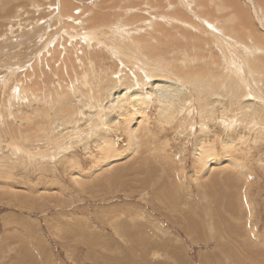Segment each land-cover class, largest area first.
I'll return each mask as SVG.
<instances>
[{"label":"rangeland","instance_id":"374dc122","mask_svg":"<svg viewBox=\"0 0 264 264\" xmlns=\"http://www.w3.org/2000/svg\"><path fill=\"white\" fill-rule=\"evenodd\" d=\"M260 8L256 0H0V264H264V88L248 66L250 43L236 51L242 47L253 90L230 69L222 75L225 48L201 22L213 17L215 29L240 43L232 22L238 10L264 41ZM58 16L68 18L61 24ZM89 31L88 45L74 37ZM249 60L256 69L259 57ZM83 71L103 94V125L79 102ZM190 71L198 86L212 89L208 98L198 100L187 86ZM178 91L188 97L180 101ZM250 101L263 110L241 104ZM141 117L153 153L93 174L100 145L123 157L128 128ZM206 146L216 157L205 178L196 158ZM224 159L247 174L222 169ZM131 168L138 171L128 175ZM123 169L115 185L104 182ZM243 195L252 216L238 210ZM230 216L248 222L237 227Z\"/></svg>","mask_w":264,"mask_h":264},{"label":"bare ground","instance_id":"6f19581e","mask_svg":"<svg viewBox=\"0 0 264 264\" xmlns=\"http://www.w3.org/2000/svg\"><path fill=\"white\" fill-rule=\"evenodd\" d=\"M112 1V0H111ZM253 2V0H250V2ZM225 2V1H224ZM113 3V2H112ZM226 3V2H225ZM224 3V4H225ZM256 4H257V6L258 7H261L263 10H264V0H256ZM225 6L226 7H229V8H231L229 5H227V3L225 4ZM237 7V6H236ZM235 7V8H236ZM261 8H260V10H261ZM232 9V8H231ZM235 10V9H234ZM233 10V11H234ZM257 12H256V8H255V13L254 14H256ZM58 15V14H57ZM256 15H258V13L256 14ZM231 16L232 15H228V18H231ZM234 16V17H233ZM232 16V18H234V21H232V22H235V24H236V26L238 25V27H240V29H239V33L240 32H242L243 33V35L240 33V43H237L236 42V40H232L231 38H228V36H225L224 34H223V32L221 31V30H218V29H215L214 28V26L211 24L212 23V19H213V17H210V16H203L204 17V19H201V22L203 23V24H205L206 26H208V28H210L212 31H213V33H214V35H216V36H219V38H217V41L220 43V44H222V46L225 48L224 49V51H225V57H226V60H225V63H226V66L225 67H222V75H223V73L224 72H226V70L227 69H230L231 71H230V74L231 73H233L234 74V76H235V78L237 79V81L239 82H241L242 84H244L243 85V87L244 88H246L247 89V91H248V89L249 88H251L252 90H253V84H250V82H249V79H250V72H249V70H248V67H247V65H246V60H245V57L243 56V54H242V47L239 49V51H236L239 47H240V45H242V43L243 44H245V43H250V45H251V47H250V49H249V52L247 53V57H248V66H249V68H250V71H251V74H252V77H253V80L257 83L258 81H259V83H260V87H261V89L262 88H264V80H263V76H264V41L263 40H260V41H258V39H256L257 37L256 36H258V35H256L255 34V32L253 33L252 32V34L250 33L251 31H250V29H249V27L247 28V26L245 25V24H247V23H245L243 20H244V16L242 15V13L240 12V11H234V15ZM58 18L60 19L59 20V22L62 24L64 21H65V19L66 18H68V17H66L65 19H63L61 16H58ZM227 18V19H228ZM247 18V17H246ZM216 21H218V18H214ZM260 20V19H259ZM245 24H244V23ZM225 24V23H224ZM226 24H228L227 22H226ZM233 24V23H232ZM229 25V24H228ZM117 26V25H116ZM231 26V25H230ZM242 26H245V29L244 28H242ZM61 27H63V26H60V28ZM232 27V26H231ZM230 27V28H231ZM233 27H235V25L233 26ZM65 28V27H64ZM120 28V30H121V27H119ZM118 28V29H119ZM229 28V27H228ZM115 29V28H114ZM117 29V30H118ZM237 29V28H236ZM249 30V32H248V30ZM116 30V29H115ZM230 30H232V29H230ZM241 30H243V31H241ZM218 31H219V33H221V34H218ZM234 31L235 32H237L235 29H234ZM253 31V30H252ZM85 32V31H84ZM93 32V31H92ZM92 32L91 31H89V33H87V34H85V35H83L82 34V32L80 33V34H77V35H75L74 37H77V38H79V39H81V41H83V43H86V41H88V42H91L92 41V36H93V34H92ZM119 32H121V31H119ZM206 32L208 33V30L206 29ZM117 34V33H116ZM236 34V33H235ZM253 34H255V35H253ZM67 35V34H66ZM82 35H83V38H82ZM118 35H119V33H118ZM237 35H238V33H237ZM95 36V35H94ZM122 36V35H121ZM43 38V37H42ZM46 37H44L43 39H45ZM68 38V37H67ZM127 38V37H126ZM236 38V37H235ZM241 38H243V39H241ZM130 39V38H129ZM49 40V39H48ZM52 40V39H51ZM70 40V39H69ZM85 40V41H84ZM228 40H231V41H228ZM126 41V40H125ZM242 41V42H241ZM39 42V41H38ZM43 42V41H42ZM42 42H40V45L42 44ZM47 42V41H46ZM49 42H51V41H49ZM62 42V41H61ZM75 42V41H74ZM72 43H73V41H72ZM117 43H120V42H118L117 41ZM129 43V44H128ZM127 43V46L126 47H131V48H134V53H133V55L135 56V57H139L138 56V54L142 57V52L140 51V49H139V47L135 44V43H130V42H128ZM45 44V43H44ZM50 44V43H49ZM87 44V43H86ZM39 45V44H38ZM47 45H48V43H47ZM84 45V44H83ZM88 45V44H87ZM226 45H229L230 46V48H227L226 47ZM45 46V45H44ZM71 46V45H70ZM46 47V46H45ZM45 47H43V48H45ZM75 47V46H74ZM73 47V48H74ZM79 47V46H78ZM40 48V47H39ZM47 49V48H46ZM75 49V48H74ZM112 49V48H111ZM43 51V50H42ZM58 51V50H57ZM66 51V50H65ZM76 51V50H75ZM79 51V50H78ZM114 51V50H113ZM52 52V51H51ZM221 52H222V50H221ZM47 53V52H46ZM256 55V56H258L259 57V60L257 61V63H258V67L256 68V69H254V68H252V66L250 65V57H252L254 54ZM64 54V53H63ZM32 55V54H31ZM87 55V54H86ZM79 57H80V55H79ZM78 58V57H77ZM62 59V58H61ZM80 59V58H79ZM29 61V60H28ZM64 61H65V59H64ZM80 61V60H79ZM137 62H139L137 59H133V62H132V64L133 65H135V66H137ZM140 62L142 63H146L145 62V60L143 59V58H140ZM30 63V62H29ZM32 63V62H31ZM79 63V62H78ZM59 64V63H58ZM187 64V63H186ZM82 65V64H81ZM146 68V67H145ZM30 69V68H29ZM184 69L186 70V69H190V70H192V67H190V66H188V64L187 65H184ZM23 70V69H22ZM37 70H38V68H37ZM90 71L91 72H93V66L91 65V63H90ZM84 72V71H83ZM147 72H150V71H147ZM225 74V73H224ZM256 74H258V75H260L261 77H262V79L261 80H258V79H256L254 76L256 75ZM55 75V74H54ZM80 75V74H79ZM217 75H219V74H216V77H215V79L213 80V82L215 83V80L218 78V76ZM221 75V76H222ZM196 78H197V75L195 74V73H193V72H189V73H185V79H186V84H187V86L191 89V91H193L194 93H195V95H196V97H197V99L199 100V95H201V94H205V95H207V98H208V96L210 95V93H211V91H212V89H209L208 87H200V86H198V84L196 83ZM78 81H80V83H81V86L82 87H84V89H86V90H84V93L85 94H82V96L80 97V104L83 106V108H89L91 111H94V112H92V113H90L91 115H98V116H100L99 118H98V121H99V123L101 124V125H103V123L100 121L101 120V118L103 117V114L101 113V111H100V109H101V106H100V101L102 102V100H100V98H102V95L103 94H100L101 92L100 91H98V90H96L95 88H94V90H93V88H91L89 85L91 84V82L93 81V80H91V81H89V79H87V73H83L81 76H80V79H77L76 80V82H78ZM17 82V81H16ZM239 82V83H240ZM20 83V82H19ZM258 83V84H259ZM21 84V83H20ZM216 84V83H215ZM28 86V85H27ZM26 86V87H27ZM74 87V86H73ZM210 87H214V86H210ZM241 87H242V85H241ZM242 87V88H243ZM82 91V90H81ZM162 91H163V89H162ZM174 91H177V90H174ZM82 93V92H81ZM105 93V95H104V98H105V96L107 97V94H106V92H104ZM190 93V92H189ZM188 93V94H189ZM250 93H251V90H250ZM212 95V94H211ZM244 95H245V92H244ZM253 95V94H252ZM80 96V95H79ZM175 96H177V95H175ZM249 96V95H248ZM178 97H179V99H181L180 101H182V99L183 100H185V98L184 97H188V95L187 94H185V92H183V93H179V91H178ZM59 99V98H58ZM104 100V99H103ZM207 100V99H206ZM56 101H58V100H56ZM137 102V101H136ZM138 102H140V100L138 101ZM137 102V103H138ZM251 102V101H250ZM241 103L242 105H244V104H247V106H246V108L247 109H250V110H252L253 112V114H257L259 111H261V110H263L261 107H259L260 105H257L256 104V102H251V103ZM238 104V103H237ZM240 105V104H239ZM245 106V105H244ZM244 106H242V107H244ZM242 107H240L241 109H242ZM246 109V110H247ZM66 114V113H65ZM141 115V114H140ZM62 116V115H61ZM64 116V115H63ZM67 116V115H66ZM95 116H94V118H95ZM64 118V117H63ZM66 118H68V117H66ZM66 118H64V119H66ZM93 118V117H92ZM96 118H97V116H96ZM250 119L251 118H249L248 119V121H250ZM256 119V118H255ZM258 120H259V117L257 118ZM261 121V120H260ZM144 122H145V120H144V117H141L140 119H139V121L136 123V124H134L133 126H130V128H128V131H129V133H128V144H127V146H126V148H127V151L125 152V155L123 156V157H121L120 155H119V153H117V151H116V149H115V147L113 146V145H111L110 143H102V144H104V145H100V146H104L105 148L102 150V156H101V158H103L102 160H101V163L98 165V166H95V171L93 172V174H98V176H103V174L106 176V173H108V172H111V170H114L113 168H115V167H117L118 168V166L120 165V164H118V166L117 165H115V164H117V163H119V161H127V159L129 160V159H134L135 157H138L139 155L141 156L142 155V152H147V151H149V152H152V150L153 149H150V147L149 148H147V147H145L144 146V141L146 142V140H145V136L149 133V130H148V128L146 127V125L144 124ZM148 126V125H147ZM151 134H152V132H150ZM149 133V134H150ZM153 136H154V134H153ZM154 137H156V136H154ZM149 138H150V135H149ZM146 139H147V136H146ZM150 140H152V138H150ZM149 140V141H150ZM148 141V139H147V142H149ZM154 141V140H153ZM151 143H153L152 141H151ZM95 144V143H94ZM165 145V144H164ZM202 145V144H201ZM150 146V145H149ZM152 146V145H151ZM207 147L209 148V146H206V147H204V148H199L198 150H197V158L196 159H198L199 158V160H200V162H201V164L204 166V172H203V176L202 177H207V175L211 172V171H213L214 170V168H212V166H210L209 168H207V165H208V161H209V159L210 158H215L216 156L214 155V153H213V151H211L210 149H207ZM15 148V147H14ZM101 149L103 148V147H100ZM146 148V149H145ZM149 149V150H148ZM229 149V148H228ZM227 149V150H228ZM161 151H162V149H161ZM149 152H148V154H149ZM157 152V151H156ZM143 153V154H144ZM153 153V152H152ZM228 153V151H226V153L225 154H227ZM151 154V153H150ZM160 154V153H159ZM162 154H164L163 152H162ZM145 155V154H144ZM144 155L142 156V157H144ZM152 156V155H151ZM160 156V155H159ZM148 158L149 159V157L146 155L144 158ZM122 158V159H121ZM146 158V159H147ZM158 158H160V157H158ZM223 158H227V156L225 155V157H223ZM236 158V157H235ZM136 159V158H135ZM139 159V158H138ZM220 159V158H219ZM33 160V159H32ZM145 161V160H144ZM149 161V160H148ZM40 162V161H39ZM128 162V161H127ZM130 162V161H129ZM128 162V163H129ZM141 162V161H140ZM137 163V162H136ZM145 163V162H144ZM239 163V164H238ZM125 164V163H124ZM127 165V164H126ZM138 165V167H140L141 168V166L139 165V164H137ZM136 165V166H137ZM146 165V164H145ZM242 165H244V164H242ZM115 166V167H114ZM156 166V165H155ZM218 166L219 167H221L222 169H226V171H227V169H228V167L230 168V170H229V172L231 171V170H233V171H235L237 174H241V175H239V176H245L247 173V171H245L244 169L242 170V167H244V166H242L241 167V164H240V162H237L236 160H234V159H224L223 161L222 160H219L218 161ZM228 166V167H227ZM120 167V166H119ZM132 168H135L134 166H131ZM224 167H226V168H224ZM132 168L131 169H127L126 171L128 172L129 170H132ZM143 168V167H142ZM141 168V169H142ZM150 168H152V167H150ZM146 170V169H145ZM152 170V169H151ZM200 170H201V168H200ZM216 170V169H215ZM220 170V169H219ZM116 171V170H115ZM126 171H124V169H123V171H120V172H116V173H114L110 178H108V176L106 177V179L104 180V182L107 184V185H112V184H114V183H116V182H118V180H120L121 178L123 179V177L124 176H126L127 174H126ZM133 172L132 173H134V172H137L138 170L137 169H134V170H132ZM153 171H154V169H153ZM217 171V170H216ZM141 172H143V170L141 171ZM141 172H140V174H141ZM145 173V172H144ZM228 173V172H227ZM108 174H110V173H108ZM130 174V172H128V175ZM222 174V173H221ZM226 174V173H225ZM123 175V176H122ZM142 175V174H141ZM150 175V174H149ZM210 175V174H209ZM234 175V174H233ZM97 175H94V177H98ZM135 176V175H134ZM143 176V175H142ZM194 176L195 177H198V174L197 173H194ZM235 176V175H234ZM249 176V175H248ZM104 177V176H103ZM145 177V176H144ZM205 177V178H206ZM230 177H232V176H230ZM247 177V176H246ZM81 178H83V177H81ZM87 179H89V181L88 182H90V177L88 178V177H86ZM99 178V177H98ZM108 178V179H107ZM128 178V177H127ZM137 178V177H136ZM209 178V177H208ZM211 178V177H210ZM241 178H243V177H241ZM84 179H85V177H84ZM92 179V178H91ZM247 179V178H246ZM153 180V179H152ZM243 180V179H242ZM252 180V179H251ZM75 181V180H74ZM80 181V183L82 182L81 180H79ZM131 181H135L134 179H132ZM137 181H139L138 179H137ZM146 181V180H145ZM240 180L239 179H237V182H239ZM244 181V180H243ZM243 181H241V182H243ZM83 182H84V180H83ZM86 182V181H85ZM87 182V183H88ZM103 182V183H104ZM140 182H142V180L140 181ZM148 182V181H147ZM237 182H236V184H237ZM250 182V181H249ZM104 183V184H105ZM134 182H132L131 184H133ZM232 183V182H231ZM252 183V182H251ZM81 184H83V183H81ZM103 184V185H104ZM135 184V183H134ZM181 184H182V182H181ZM235 184V185H236ZM243 184H244V182H243ZM246 184V183H245ZM90 185H91V182H90ZM93 185H95V184H93ZM115 185V184H114ZM225 184H223V186H224ZM234 185V186H235ZM238 185V184H237ZM247 185V184H246ZM85 186V185H84ZM136 186V185H135ZM182 186V185H181ZM79 187H82V186H79ZM94 187V186H93ZM98 187H99V185H98ZM146 187V186H145ZM232 187V186H231ZM248 187V186H247ZM84 188H88V186L86 187H84ZM95 188V187H94ZM94 188H92L91 190H92V192H93V189ZM96 188H97V186H96ZM95 188V189H96ZM187 188V187H186ZM225 188H227V186L225 187ZM229 188V187H228ZM240 188V187H239ZM94 189V190H95ZM99 189H100V187H99ZM90 189H89V191H91ZM233 190V189H232ZM237 190V189H236ZM248 190V189H247ZM88 191V190H87ZM241 191V190H240ZM245 191V190H244ZM244 191H242L243 192V194H244ZM159 192H161V191H159ZM141 193V192H140ZM163 193V192H162ZM178 193V192H177ZM114 194H116V193H114ZM164 194V193H163ZM162 195V194H161ZM190 195V190H188V192L186 193V196H189ZM231 195V194H230ZM233 195H235V194H233ZM237 195V194H236ZM242 195V194H241ZM142 196V195H141ZM145 196V195H144ZM160 196V195H159ZM163 196V195H162ZM162 196H160V197H162ZM165 196V195H164ZM190 197V196H189ZM217 197V196H216ZM156 198V197H155ZM157 198H159V197H157ZM166 198V197H165ZM2 199V198H1ZM186 199H187V197H186ZM189 199V198H188ZM249 199V198H248ZM58 200V199H57ZM158 200V199H157ZM166 199H164V201H165ZM172 200V199H171ZM190 200V199H189ZM237 200H239L240 202H241V207H239V208H241V209H238V210H242V207H243V210H245L244 212H246V214H247V216H250V214H251V208H250V204L248 203V201L246 200V198H245V196L243 195L242 197H241V199H239V197L237 198ZM163 201V202H164ZM228 201V200H227ZM238 201V202H239ZM159 202H160V200H159ZM167 203L169 202V200L168 201H166ZM165 202V203H166ZM231 202V201H230ZM234 202V201H233ZM183 203V202H182ZM236 203V202H235ZM125 204V203H124ZM166 205V204H165ZM170 204L168 203L167 204V206H169ZM229 206V205H228ZM252 206V205H251ZM164 207V206H163ZM166 207V206H165ZM171 207V206H170ZM132 208V207H131ZM238 208V207H237ZM169 209H171V208H169ZM172 210H173V207H172ZM69 211V210H68ZM116 211V210H115ZM129 211V210H128ZM177 211H179V210H177ZM130 213V212H129ZM140 213V212H139ZM237 214V213H236ZM243 214V213H242ZM136 215V214H135ZM231 215V214H230ZM138 216V215H137ZM246 216V217H247ZM251 216H252V214H251ZM236 217V216H235ZM235 217H233V216H230V219L232 220L231 222H235V224L237 225V227L239 226V223H241V221H246V219L247 218H243L242 216H240L241 218H243V219H240V217L237 219V218H235ZM238 217V216H237ZM132 219L134 218V216L133 217H131ZM139 218V217H138ZM141 218V217H140ZM250 218V217H249ZM110 220V219H109ZM176 220V219H175ZM238 220L240 221L239 223H238ZM127 221V220H126ZM72 222V221H71ZM246 222H248V221H246ZM131 223V222H130ZM48 224V223H47ZM87 225V224H86ZM142 225V224H141ZM241 225V224H240ZM250 225V224H249ZM117 227V226H116ZM136 227H138V226H136ZM233 227V226H232ZM242 227V226H241ZM63 228V227H62ZM139 228V227H138ZM227 229V228H226ZM128 230H129V227H128ZM212 230V229H211ZM252 230V229H251ZM114 231V230H113ZM213 231V230H212ZM229 231V230H228ZM242 231V230H241ZM91 238V237H90ZM250 238V237H249ZM252 238V237H251ZM248 240V239H247ZM139 241V240H138ZM256 241V240H255ZM254 241V242H255ZM244 244V243H243ZM135 246V245H134ZM247 246H248V244H247ZM245 247V246H244ZM99 251V250H98ZM249 251V250H248ZM255 252V251H254ZM108 253V252H107ZM101 254V253H100ZM104 254V253H103ZM88 255V254H87ZM74 256V255H73ZM251 257V256H250ZM258 263H260V262H258Z\"/></svg>","mask_w":264,"mask_h":264}]
</instances>
